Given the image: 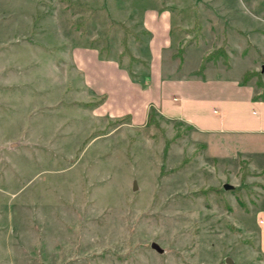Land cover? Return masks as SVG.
Returning a JSON list of instances; mask_svg holds the SVG:
<instances>
[{
    "label": "rangeland",
    "instance_id": "374dc122",
    "mask_svg": "<svg viewBox=\"0 0 264 264\" xmlns=\"http://www.w3.org/2000/svg\"><path fill=\"white\" fill-rule=\"evenodd\" d=\"M166 38L168 79L224 48L209 74L263 91L264 0H0V264H264L237 143L146 123Z\"/></svg>",
    "mask_w": 264,
    "mask_h": 264
},
{
    "label": "crops",
    "instance_id": "0c3cea01",
    "mask_svg": "<svg viewBox=\"0 0 264 264\" xmlns=\"http://www.w3.org/2000/svg\"><path fill=\"white\" fill-rule=\"evenodd\" d=\"M156 18L155 15L150 20ZM165 21V29L172 35L174 29L172 15L171 23L170 15L165 16ZM168 44L169 39L166 38L154 49L152 46L148 47L153 60L156 54V59L160 61L158 71L162 88L155 109L165 119L181 121L202 137L214 135V138H221L223 135L237 143L239 152L234 153V159L238 161L237 174H242V164H245L250 172L246 178L256 182L260 191L255 205L254 220L258 248L264 258V97H259L261 91L256 84L251 81L244 83L243 77L236 79L224 75H210L211 65L220 67L215 63H208L201 75L168 79L166 52L173 48ZM100 56L102 63L117 65L114 61H103L102 55ZM221 67L224 69V66ZM150 108L149 104L146 123ZM146 123L142 122L136 126H143ZM202 140L206 151L207 140L204 138ZM214 159L218 164L223 162L221 157Z\"/></svg>",
    "mask_w": 264,
    "mask_h": 264
},
{
    "label": "trees",
    "instance_id": "16d2710c",
    "mask_svg": "<svg viewBox=\"0 0 264 264\" xmlns=\"http://www.w3.org/2000/svg\"><path fill=\"white\" fill-rule=\"evenodd\" d=\"M121 26L123 27L124 35L122 38L123 50L120 52L119 58L121 60L124 56H129V58H130L129 72L133 77H135L136 74L132 70V65L135 62H144V59L141 57H137L132 53L130 46H129V38H130V35L133 34L136 39H140V32L131 31V28H129L124 23H121ZM142 33H143V31H142ZM182 51H183L182 49L179 50L178 55L180 53H182ZM225 54H226V51H224V48H218L217 50L207 54L206 56H204L203 62L200 65L199 69L195 71V74H198V75L203 74L205 67H206V63L209 61L217 62L218 60L221 59V57H224V61L226 62L227 57H225ZM251 76H252L251 72L246 73L244 76L243 82L247 83ZM259 86H261L263 88V91L259 94V97H264V85H263V83L260 82ZM158 114H159V112L154 107H151L150 111H149V117H148L147 123L152 124L153 122H155ZM127 117L129 118V116H127ZM127 117H125V118H127ZM249 174H250V172L247 170L246 165L242 164V178H246Z\"/></svg>",
    "mask_w": 264,
    "mask_h": 264
},
{
    "label": "water",
    "instance_id": "95a60500",
    "mask_svg": "<svg viewBox=\"0 0 264 264\" xmlns=\"http://www.w3.org/2000/svg\"><path fill=\"white\" fill-rule=\"evenodd\" d=\"M262 70L264 71V65L262 66ZM225 188L226 189H232L233 185L225 184ZM152 248H154L156 251H158L160 253L164 252V249L157 242H152ZM227 261L230 262L229 259Z\"/></svg>",
    "mask_w": 264,
    "mask_h": 264
}]
</instances>
